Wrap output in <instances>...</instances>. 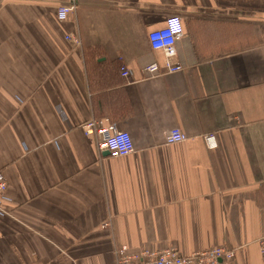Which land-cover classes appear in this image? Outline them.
<instances>
[{
	"label": "crops",
	"instance_id": "0c3cea01",
	"mask_svg": "<svg viewBox=\"0 0 264 264\" xmlns=\"http://www.w3.org/2000/svg\"><path fill=\"white\" fill-rule=\"evenodd\" d=\"M170 16L184 69L152 78L148 35ZM91 119L134 151L100 155ZM0 171V264L216 247L264 264V0H0Z\"/></svg>",
	"mask_w": 264,
	"mask_h": 264
},
{
	"label": "built area",
	"instance_id": "2783aa9c",
	"mask_svg": "<svg viewBox=\"0 0 264 264\" xmlns=\"http://www.w3.org/2000/svg\"><path fill=\"white\" fill-rule=\"evenodd\" d=\"M72 11L71 7L61 6L57 9L56 17L59 21L66 20ZM184 38V29L178 16H170L166 19L161 29L151 31L148 42L151 50L162 56V64L152 62L146 65L143 72L150 77H161L180 73L184 67L176 61L177 46ZM73 44L79 45L78 40H72ZM122 77H129V72H123ZM84 135H96L98 137L97 150L100 155L107 153L111 158L124 157L134 151L131 137L128 133L118 130L115 124L104 123L101 120L91 119L81 126ZM186 140L183 133L178 130H168L164 133L166 144L182 143ZM207 147L216 146L214 136L205 137ZM8 183L0 171V213L3 201L6 198ZM259 253L264 257V236L257 240ZM235 249L216 247L205 251L185 256L174 249L164 251H141L128 253L125 248L117 252L114 264H228L234 257Z\"/></svg>",
	"mask_w": 264,
	"mask_h": 264
},
{
	"label": "water",
	"instance_id": "95a60500",
	"mask_svg": "<svg viewBox=\"0 0 264 264\" xmlns=\"http://www.w3.org/2000/svg\"><path fill=\"white\" fill-rule=\"evenodd\" d=\"M103 155H106L107 156L108 154L107 153H104Z\"/></svg>",
	"mask_w": 264,
	"mask_h": 264
}]
</instances>
